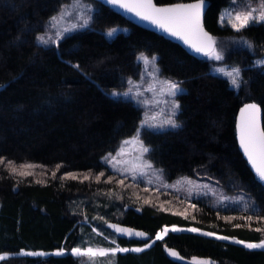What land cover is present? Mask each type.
I'll return each mask as SVG.
<instances>
[{
	"label": "trees",
	"instance_id": "16d2710c",
	"mask_svg": "<svg viewBox=\"0 0 264 264\" xmlns=\"http://www.w3.org/2000/svg\"><path fill=\"white\" fill-rule=\"evenodd\" d=\"M69 1L0 0V255H12L0 264H80V258L69 254L73 247L148 244L119 238L106 225H97L96 233L90 224L97 216L144 230L152 239L165 227H181L245 243L264 241V231H256L264 229V183L246 161L237 136L239 111L247 103L261 106L264 128V67L254 65L264 55V24H251L240 32L220 26V12L232 0H206L205 26L224 55L221 62L242 69V85L235 91L226 79L211 73L208 57L143 28L107 0H89L99 7L91 28L57 46L38 44L50 18ZM196 1L155 0L158 5ZM117 26L129 32L113 39L104 35V30ZM140 52L158 55L162 74L185 89L180 127L141 133L151 162L163 168L169 180L213 178L227 195L249 199L248 209L215 207L204 197L162 208V193L145 191L143 184L111 172L101 162L135 135L143 119L132 101L109 95L126 88L127 77L138 76ZM27 164L33 167H23ZM119 190L134 199L124 194L125 208L115 218L103 210L102 195ZM165 247L176 249L186 263L168 259ZM58 249L68 254L17 256L22 251L48 254ZM114 257L115 264H264V249L170 233L146 251Z\"/></svg>",
	"mask_w": 264,
	"mask_h": 264
},
{
	"label": "rangeland",
	"instance_id": "374dc122",
	"mask_svg": "<svg viewBox=\"0 0 264 264\" xmlns=\"http://www.w3.org/2000/svg\"><path fill=\"white\" fill-rule=\"evenodd\" d=\"M258 5H259V0H235V2H233V0H232L231 3L228 6L224 7L222 9V11L220 12L219 25L231 27L230 25L227 24L226 21L224 24L220 23L221 15L227 16V14L229 12L243 11V10H246L247 8H250V7H258ZM98 9H99V7L94 2H91L89 0H70L68 3L63 5L55 15L52 16V17H59L61 11L62 10L64 11L65 15L62 19H59L57 25L55 27L52 26V24L50 23L51 18H52L51 17L50 20L48 21L46 27H45V31L38 35V36H44L45 39H48L49 37H51L52 39L49 40V42L47 44H42V43L38 42V40H37L38 44H40L43 47L57 46L64 38H66L72 34L78 33L80 31H83L85 29L91 28L93 18L95 16L96 12L98 11ZM81 16H83L85 18H89V22H88L87 26H84V27L80 26L83 23V21L81 20ZM73 24L77 25V27L75 29H72ZM251 24H264V22H251L248 26H250ZM64 28H68L70 30L67 32H63L62 36L59 39H57L56 32L58 30L62 31ZM112 28H116V29H118V31L112 37H108L106 35V33L108 31H110ZM121 32L128 33L129 29L117 26V27L108 28V29L103 31L104 35L109 39H113L117 34H119ZM53 41H56V42H53ZM141 55L147 57L150 61H151V57H153V56H155L157 59L155 60L154 63L150 62L148 64H145L143 62V60L138 59V57H141ZM209 60L212 61L210 63L211 73L226 79L232 89H234L235 91H239V89L242 85V80H243L241 67L235 63H223L221 61H215V60H211V59H209ZM262 60H264V55L260 58L255 59L254 65L256 67H264V64H258L257 63L258 61H262ZM158 61H159L158 55L150 56V55L146 54L145 52L138 53L137 63L140 65V72H139L138 76L137 77H127L125 79L126 88H124L122 90L111 91V92H109V95H110V97L113 98V96L111 95V93H113V92H118V93L127 92L128 88L130 87V85L128 84V80L131 79L138 86L141 95L135 96L133 94L127 98L121 97L119 99H125V100L132 101L138 108H140L142 110L143 119L145 118V115L147 114L148 116L155 115V116H157V118L159 120H163L170 113L171 104H172V101L174 100L176 103L179 104V108L175 110L176 114H175L174 118L176 120V123L178 124V127H180V122L178 120V116H179V113L181 111L180 96L185 92V89L179 81L168 78L162 74ZM219 67H223L226 71L231 70L233 67H238L240 69V85L238 88L231 85L229 77H227L224 74L219 73L215 70L216 68H219ZM165 81H174V82L179 83L180 89H182V91L179 92L175 97L169 96L167 94V87L164 83ZM149 89H151V90H149ZM114 99H116V98H114ZM138 101H144L145 103H138ZM178 127H176V128H178ZM176 128H171V127H166L163 129L143 128L140 131V139H141V133L144 130L161 132V131H166V130H173ZM131 139L132 138H128L125 140H131ZM125 140L122 141V143L120 144V146L118 147V149L114 153H111V154L104 156L101 160V162L104 165H106L110 169L111 172H113L117 175H120V176H121L120 172L114 171L112 158L115 157L117 161H120V163H116V167L127 168V167L131 166V164L135 160L136 155L138 154V152L140 150L139 144H137L135 142L130 143L128 145H124L123 142ZM143 144H144V142H143ZM145 146L148 147L147 145H145ZM121 147L124 148L125 154L123 156L119 155ZM149 152H150V148H149ZM149 152L144 154V159L152 165V168L147 170L148 171L147 177H138V179L135 182L143 184L146 188H150L156 192L162 193L163 196L166 197L163 200V203L160 204L162 206V208L165 207L167 203L168 204L175 203V202H179L181 200L189 202V201H192L194 199L203 198V197L211 200L212 204L215 207H227V206L232 207V206H235V207H240L243 209H248V207L250 206L249 199H247L243 196L236 197V196L227 195L223 191L221 186L218 184L217 180H215L213 178L207 177L206 179H197V178L194 179V178H190L187 176H182V177H179V178L174 179V180H169L168 177L166 176L163 168H161L160 166H157L153 162H151V160L149 159ZM106 157H108V160L105 159ZM122 177H125V178L132 180L131 176L128 175L127 172H125ZM149 179L152 181L151 184H149L147 182ZM124 194L126 196L130 197V199L133 198V195L131 193L126 192L125 190H119V193H117L116 191H111V193H104L102 195L104 198L103 210L105 212L107 211L108 215H114L115 218H120L121 217V213H120L121 209L120 208H125V204L123 202L125 201L126 198L123 197ZM131 202H133V201L131 200ZM146 202H148V201H146ZM122 204H124V206ZM96 206H97V203H95V207ZM129 207H131V205L128 204L126 206V209ZM106 222L107 221L105 220V218L103 216H97L94 219V221H92V223L90 225L93 229H96V231H95L96 233H99L100 230L97 227V225L108 226V225L112 224V223L110 224L109 222H107V223ZM165 228H167V227H165ZM172 228L173 227L168 228L169 231L167 232L166 235H163V239H165L170 233H194V234L210 237L213 239H217L216 237L219 236L216 234L204 235V233H208V232H204V231H201L198 229H197V231H187V229H196V228L175 227L177 229H182V230L171 231ZM158 233L163 234V229H162V231L160 230ZM221 237H223V236H221ZM155 238H156V236H155ZM107 239H111V238L108 236ZM220 240L235 242V240H237V239H230V238L226 237V239H220ZM158 241H160V240H158ZM239 244L245 246V244H258V243L242 242ZM92 248L96 249L98 247H92ZM120 248H123V247H120ZM133 248H127V249H133ZM138 248H143L144 249L143 251H146L147 247H145V248L144 247H138ZM246 248H248V249H259V247H256V248L246 247ZM143 251H139V252L127 251V252H117V253H122V254H125L128 252L141 253ZM24 253H27V251H22L19 254H17V256H21V257H25V256L47 257V254H45V255H26ZM33 253H36V252H33ZM66 253L68 254L67 251H66ZM67 254H65V255H67ZM2 256L6 257L3 260H7L8 258L12 257V255H9V254H4ZM114 256H103V257L97 256V257H95L96 264H115L116 260H115ZM75 257H77V256H75ZM78 258H80V264H89L88 258H86V257H78ZM3 260H0V262Z\"/></svg>",
	"mask_w": 264,
	"mask_h": 264
},
{
	"label": "snow or ice",
	"instance_id": "6c2138e0",
	"mask_svg": "<svg viewBox=\"0 0 264 264\" xmlns=\"http://www.w3.org/2000/svg\"><path fill=\"white\" fill-rule=\"evenodd\" d=\"M206 0H197L196 3L192 4H177L172 7H157L153 0H107V3L117 6L119 8L125 9L127 12L133 13L135 16L139 17L141 20L148 21L149 23L155 25L157 28L162 31L168 33L170 36L176 37L178 39L183 40L185 44H187L191 49L195 52L200 53L211 60L222 61L224 60V55L221 50L218 49L217 41L209 35L208 32L204 30L202 23V11L205 7ZM235 2V0H233ZM65 13L62 10L59 17H52L50 23L53 27H55L59 21L64 17ZM81 20L83 23L80 25L81 27L87 26L89 22V18H85L81 16ZM225 21L228 25H230L235 31L240 32L242 29L248 27L251 22H264V0H259L258 7H250L243 11H234L229 12L227 16L221 15L220 23L224 24ZM77 27L76 24L72 25V29ZM70 29L64 28L62 31L58 30L56 32V37L59 39L63 32H67ZM118 29L112 28L110 31L106 33L108 37H112ZM52 38L49 37L45 39L44 36H38V42L42 44H47L49 40ZM56 42V41H53ZM244 43L248 44L251 47V44L247 41ZM138 59L143 60L145 64L154 63L157 59L155 56L151 57V61L141 55ZM258 64H264V60L258 61ZM217 72L224 74L225 76L230 78V83L234 87H239L240 85V69L238 67H233L231 70H225L223 67H219L215 69ZM167 87V94L171 97H175L179 92L182 91L180 89L179 83L174 81H165L164 82ZM128 84L130 87L127 92L118 93L113 92L111 95L113 98L119 99L121 97H129L130 95L139 96L141 95L138 86L131 80H128ZM151 90V89H149ZM138 103H145L144 101H138ZM179 108V104L174 100L171 104L170 113L163 119L159 120L157 116L145 115V118L141 121L140 127L136 130L135 135L131 140H125L124 145H128L130 143L139 144V152L135 157V160L131 164V166L127 168H119L116 167V163H120L117 161L115 157L113 160V168L114 171L120 172L121 176L124 175L125 172L131 176L133 181H136L138 177H147L149 169L152 168V165L144 159V154L149 152V148L143 144V141L140 139V131L143 128H152V129H163L166 127L176 128L178 124L175 120V110ZM259 112V108L256 104H248L241 110V122L239 125V140L240 146L243 149L245 155L248 157V160L251 162L253 169L255 170L258 178L261 181H264V130L258 125L256 114ZM247 117V118H246ZM124 148L121 147L119 155L123 156ZM108 160V157L105 158ZM0 163H3L0 160ZM26 168H32L33 165L27 164L23 165ZM13 174H15V169H13ZM26 173H20V175H25ZM30 174V173H27ZM104 173L101 172L100 176H103ZM55 176V173H53ZM71 178L76 179L75 176ZM88 179V177H84ZM97 181H99V177H97ZM108 182H111L109 180ZM149 184L152 181L149 179L147 181ZM120 184L124 183V180L121 179L119 181ZM147 191L148 189H144ZM194 207V205H193ZM248 220L252 219V216L247 217ZM108 227L113 228L117 233L125 234V235H136L140 237H144V233H132L128 229H123L118 227L117 225H108ZM182 229H177L173 227L171 231H180ZM96 231V229H93ZM169 231L168 228L163 229V234L158 233L156 235V240H162L163 235H166ZM187 231H197V229H187ZM256 231H264V229L257 228ZM99 234V233H98ZM204 235H213L212 233H204ZM146 238V237H145ZM217 239H226V237L218 236ZM154 242V241H153ZM236 243H242V241H235ZM113 244L115 241L112 242ZM246 247L249 248H264V241H261L258 244H245ZM145 247H151V244H146ZM143 248H120L116 246L114 248H92V247H73L70 249V254L77 257H86L88 258L89 264H96L95 257L97 256H114L117 252H127V251H143ZM26 255H45L42 252H27L24 253ZM53 255L61 256L65 255V249H58L56 252L52 253ZM170 255L176 256L175 252H170ZM6 257L0 255V260L5 259Z\"/></svg>",
	"mask_w": 264,
	"mask_h": 264
},
{
	"label": "water",
	"instance_id": "95a60500",
	"mask_svg": "<svg viewBox=\"0 0 264 264\" xmlns=\"http://www.w3.org/2000/svg\"><path fill=\"white\" fill-rule=\"evenodd\" d=\"M197 2V1H196ZM196 2H182V3H175V4H171V5H158L156 4L155 0H153V3L157 6V7H172V6H175L177 4H192V3H196ZM122 9V8H121ZM123 12L132 20L134 21L135 23H137L138 25L142 26L143 28L147 29V30H150V31H154V32H158V33H161V34H164V35H168L170 36L168 33L162 31L161 29L157 28L155 25L149 23L148 21H144V20H141L139 17L135 16L133 13L131 12H127L125 9H122ZM207 11H208V4L205 2V7L202 11V23H203V27H204V30L206 32L209 33V35H211L213 38V34L210 33L207 29H206V26H205V17H206V14H207ZM178 41H180L190 52H192L193 54L197 55V56H204L200 53H197L195 52L193 49H191L187 44H185L183 42V40L181 39H178L176 37H173V36H170ZM215 39V38H214ZM248 104H256L257 107L259 108V112L256 114V118H257V122H258V125L259 127L261 128V130H264L263 128V112H262V109H261V106L256 103V102H251V103H247L245 104L239 111V115H238V127H237V136H238V140H239V125H240V122H241V110ZM247 118V117H246ZM239 143H240V140H239ZM241 148V146H240ZM241 151L246 159V161L248 162V164L250 165L252 171L254 172V174L256 175V177L258 178L255 170L253 169L252 167V164L251 162L248 160V157L245 155L243 149L241 148ZM259 179V178H258ZM260 180V179H259ZM261 181V180H260ZM264 183V181H262ZM112 225H117L118 227L120 228H123V229H128L130 230L132 233H144V237H140V236H136V235H125V234H120V233H117L113 228L112 231L119 237V238H122V239H126V240H129V241H138V242H148V244H151V247H153L155 245L156 242H158V240H156V238H153L151 237V235L149 233H147L146 231L144 230H141V229H137V228H133V227H130V226H126V225H120V224H112ZM157 235V234H156ZM146 237V238H145ZM232 239V238H230ZM164 240V239H162ZM160 240V241H162ZM216 240H219V241H223V240H220V239H216ZM154 241V242H153ZM240 241V240H239ZM224 242H227V243H231V244H235V245H239V246H242L244 247L245 249L247 250H263V249H248L246 248L244 245H241L239 243H235V242H230V241H224ZM243 242V241H242ZM145 248V246H143ZM151 247H147L146 250L150 249ZM170 252H175L177 255L176 256H173V255H170ZM44 253V252H42ZM165 253H166V256L168 257V259H170L171 261L173 262H177V263H186L185 259L180 255V253L174 249V248H169V247H165ZM47 254V253H45ZM70 254V253H69ZM49 256H55V257H63V256H66V255H62V256H56V255H53L52 253H48L47 254V257Z\"/></svg>",
	"mask_w": 264,
	"mask_h": 264
},
{
	"label": "flooded vegetation",
	"instance_id": "af4514ba",
	"mask_svg": "<svg viewBox=\"0 0 264 264\" xmlns=\"http://www.w3.org/2000/svg\"><path fill=\"white\" fill-rule=\"evenodd\" d=\"M134 248H138V247H134ZM134 248H133V249H134Z\"/></svg>",
	"mask_w": 264,
	"mask_h": 264
},
{
	"label": "bare ground",
	"instance_id": "6f19581e",
	"mask_svg": "<svg viewBox=\"0 0 264 264\" xmlns=\"http://www.w3.org/2000/svg\"><path fill=\"white\" fill-rule=\"evenodd\" d=\"M259 249H263V248H259Z\"/></svg>",
	"mask_w": 264,
	"mask_h": 264
}]
</instances>
